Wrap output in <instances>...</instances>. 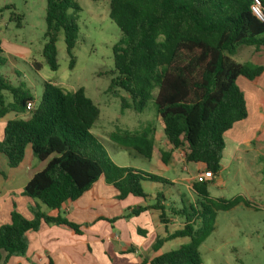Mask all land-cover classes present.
I'll return each mask as SVG.
<instances>
[{
    "label": "trees",
    "instance_id": "trees-1",
    "mask_svg": "<svg viewBox=\"0 0 264 264\" xmlns=\"http://www.w3.org/2000/svg\"><path fill=\"white\" fill-rule=\"evenodd\" d=\"M251 3L252 0H109L108 17L121 34L113 46L109 90L124 92L125 96H120L122 109L142 112L152 102L171 146L161 153L163 163L174 149L185 146V163L200 164L202 171H209L213 177L218 174L224 133L247 117L246 101L236 80L243 77L254 83L264 72V65L232 58L239 46L264 48V20L251 12ZM261 5L264 12V0ZM69 9L73 13L81 10L76 0H46L42 55L51 70L58 67L56 42L60 30L70 57L69 67L74 65L72 50L79 26L76 17L68 15ZM5 62L0 46V65ZM34 66L39 68L36 63ZM4 92L11 94V102H5ZM29 101L35 103L28 90L11 85L0 75V117L7 112L24 113ZM99 112L83 88L65 91L46 81L39 101L26 116L6 122L0 154L10 168L23 160L27 146L38 160H49L23 188V194L33 202V217L25 218L13 205L9 221L0 225L2 264L12 255L26 253V233L38 230L42 223L65 225L79 234V224L46 211L78 199L101 176L116 188L119 200L129 194L148 198L143 181L169 183L161 175L119 166L111 160L91 131ZM154 132L155 127L147 124L141 130L118 129L109 138L150 159ZM213 177L191 183L197 197L195 206L166 208L159 204L162 195L157 193L151 204L121 216L128 218L154 208L160 210L162 223L167 213L184 218L182 228L158 238L153 248L157 250L165 240L177 237H188L189 241L157 255L148 264H201L199 247L212 233L217 212L239 203L250 206L241 195L211 197L208 188Z\"/></svg>",
    "mask_w": 264,
    "mask_h": 264
},
{
    "label": "rangeland",
    "instance_id": "rangeland-1",
    "mask_svg": "<svg viewBox=\"0 0 264 264\" xmlns=\"http://www.w3.org/2000/svg\"><path fill=\"white\" fill-rule=\"evenodd\" d=\"M76 1L81 10L76 13L70 9L67 11L69 16L76 17L79 26L72 50L74 65L69 67L70 57L60 30L56 42L58 67L51 70L42 55L46 0H0V46L6 60L4 65H0V75L11 85H20L28 90L36 103L46 81L65 91L83 88L100 111L91 131L111 160L146 170L149 168L146 158L118 146L109 135L118 129L141 130L147 124L158 128L160 123L153 104L148 102L142 112L121 108L120 96H125L124 92L113 93L109 90L113 46L121 36L118 27L108 17L109 0ZM18 22L20 26H17ZM247 48L239 46L232 58L237 62H254L259 57L261 65H264V52L256 54L254 58L244 52ZM34 63H39L38 69L33 67ZM236 82L244 94L247 92L244 85H251L243 77H238ZM260 93L256 92L255 96L258 97ZM261 94L264 96V93ZM4 97L6 103L12 101L9 92H4ZM248 108L251 115L249 98ZM253 121L249 116L224 133L221 152L224 168L209 184L211 197L232 198L241 195L250 202V206L238 204L229 210L217 212L215 232L199 247L205 264H264V133L255 137L253 143L256 151L252 157L245 159L240 153L235 155L238 143L235 138L241 131L252 136ZM41 208L44 206L41 205ZM216 258L218 260L213 261Z\"/></svg>",
    "mask_w": 264,
    "mask_h": 264
},
{
    "label": "crops",
    "instance_id": "crops-1",
    "mask_svg": "<svg viewBox=\"0 0 264 264\" xmlns=\"http://www.w3.org/2000/svg\"><path fill=\"white\" fill-rule=\"evenodd\" d=\"M244 52L255 58L256 54L264 52V48L256 50L254 47L248 46ZM258 58L254 59L252 63L261 64ZM36 64L38 67L40 66L39 63ZM34 65L33 67H35ZM249 83L250 86L244 85L247 90L245 94L241 90L247 106V117L241 121H245L251 116L254 120L252 123L255 124L251 128L254 129V132L250 136L241 131V134H237L238 138H235L238 142L235 155L240 153L241 157L245 159L254 155L256 148L253 141L256 136H261L264 133V96L261 94L264 93V72L254 83ZM256 92H261L258 97L255 96ZM248 98L252 109L251 115L249 114ZM26 114V112L22 114L7 112L0 117V140L6 122L13 118H24ZM153 136V153L151 158L147 159L149 168L143 170L133 164L115 163L119 166L161 175L169 183L143 181L142 188L144 193L149 196L148 198L129 194L119 200L116 188L108 183L104 176H101L78 199L66 201L57 210L46 211L41 208L51 216L59 215L70 222L79 224L81 230L79 234L65 225L42 223L38 230L26 233V253L23 256H10L6 264H148L157 255L186 244L189 241L188 237H177L165 240L157 250L153 248L158 238H163L168 233L182 228L184 225L182 216L167 213L165 215L166 222L162 223L159 217L160 210L150 208L128 218L121 217L133 209L151 204L157 193L162 195L159 204L166 208L196 205L197 197L191 183L200 177L202 166L184 162L185 146L174 149L171 156L167 158V162L163 163L161 153L168 151L171 146L165 139L161 123L158 128L155 127ZM48 160L49 158L44 161L38 160L33 155L31 147L27 146L23 160L18 166L10 168L6 157L0 154V225L9 221L13 205L25 218L33 217L30 208L33 202L23 194V188L36 172L45 167ZM223 168L221 159L220 169ZM180 169L181 172H179ZM183 173L186 174L181 175ZM114 218L117 219L113 222L108 221ZM215 230L214 226L212 233ZM204 242L205 240L202 243ZM217 260L216 258L213 261ZM0 264L2 263L0 262ZM201 264H205V262L202 260Z\"/></svg>",
    "mask_w": 264,
    "mask_h": 264
},
{
    "label": "built area",
    "instance_id": "built-area-1",
    "mask_svg": "<svg viewBox=\"0 0 264 264\" xmlns=\"http://www.w3.org/2000/svg\"><path fill=\"white\" fill-rule=\"evenodd\" d=\"M251 12L256 16L260 21L264 20V12L261 5V0H252L250 5ZM34 104L32 102H27L25 105V112L28 113L32 109ZM200 177L198 179H211L213 175L209 171H201Z\"/></svg>",
    "mask_w": 264,
    "mask_h": 264
}]
</instances>
